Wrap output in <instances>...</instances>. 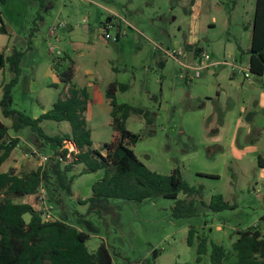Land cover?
Here are the masks:
<instances>
[{
  "label": "rangeland",
  "instance_id": "obj_1",
  "mask_svg": "<svg viewBox=\"0 0 264 264\" xmlns=\"http://www.w3.org/2000/svg\"><path fill=\"white\" fill-rule=\"evenodd\" d=\"M196 3L0 0L7 29L0 37V53L13 60L20 55L12 91L14 110L33 119L52 110L65 89L61 75L72 60L74 84L90 93L85 116L95 150L102 152L114 135L106 91L111 83L126 84L129 89L118 93V102L146 109L152 118L151 124L138 115L127 121V129L142 137L133 147L137 158L164 176L179 168L190 186L203 188L206 204L222 195L234 207L214 212L200 205L197 216L175 218V201L159 197L141 203L111 199L92 210L87 201L94 184L104 178L103 171L83 174L84 165L77 166L66 174L71 193L49 176L43 193L48 201H60L54 216H66L69 224L87 233L91 253L106 243L113 264H211L210 251L198 263V240L192 247L188 244L191 228L197 237L205 236L209 244H221L230 253L239 231L257 227L264 237V169L258 166V158H264V112L257 110L264 92H257L261 84L254 77L245 78L249 56L239 50L251 47L247 2L204 0L200 8ZM116 15L124 16L128 25ZM110 18L115 22L113 38L120 30L127 33L118 42L103 39ZM193 37L198 44L190 45ZM180 50L185 52L180 61L169 55ZM204 51L213 63L189 83L181 74L195 71L182 64L196 66ZM13 68L8 62L0 70V85L16 77ZM2 98L0 89V102ZM249 115L253 121L247 131ZM0 120L10 127V135H19L42 156L51 157L43 165L51 167L54 152L44 139L29 128L13 130V121L4 117L1 106ZM41 128L50 137L72 131L68 122L50 120ZM25 219L30 221V215Z\"/></svg>",
  "mask_w": 264,
  "mask_h": 264
},
{
  "label": "trees",
  "instance_id": "obj_2",
  "mask_svg": "<svg viewBox=\"0 0 264 264\" xmlns=\"http://www.w3.org/2000/svg\"><path fill=\"white\" fill-rule=\"evenodd\" d=\"M252 26L249 71L255 79L263 80L264 0L256 2ZM0 34H7L4 25L0 27ZM18 57L20 55L13 60L4 52L0 53V70L8 62H12L16 74L9 84L3 86V98L0 102L2 113L5 118L13 121L12 129L17 133L29 128L44 139L54 152V157L53 164L48 169V165L40 166L24 174H18L15 170L7 173L0 170V264H113V257L106 243L103 242L95 253H91L87 247L90 236L69 224L66 216L45 221L42 213L34 206L14 201L40 194L46 179L52 175L57 178L62 189L71 193L66 174L79 165H84L83 174L104 172V178L94 184L93 195L87 201L92 205V210L111 199L141 203L159 197L175 201L172 210L175 218L197 216L200 205L214 212L234 208L222 195H214L211 203L206 204L202 200L203 188L190 186L179 168L164 176L150 170L137 158L133 147L142 137L127 129V121L132 115H138L151 124L152 118L150 111L146 109L118 102V93L129 89L126 84L111 83L106 91L111 106L114 135L110 143L103 145L102 152L94 149L92 131L85 116L90 93L88 89L74 84L76 69L72 60L61 75L65 89L52 110L37 119L14 110L12 91L18 82ZM46 120L68 122L72 128L71 134L62 137L47 136L41 128V123ZM68 141H72L80 152L73 155L71 161L61 162L58 158L65 159L68 151L64 147ZM20 144L21 139L12 138L10 127L0 120V169ZM258 166L264 169V158H258ZM181 195H184L183 199L180 198ZM59 203L60 201L56 202ZM26 215H30V221L25 219ZM237 235L239 237L231 253L221 244H209L205 236L197 237L194 228L189 231L188 244L192 247L195 239L198 240V263L210 251L211 264H264V237L261 231L257 227H251L239 231Z\"/></svg>",
  "mask_w": 264,
  "mask_h": 264
},
{
  "label": "crops",
  "instance_id": "obj_3",
  "mask_svg": "<svg viewBox=\"0 0 264 264\" xmlns=\"http://www.w3.org/2000/svg\"><path fill=\"white\" fill-rule=\"evenodd\" d=\"M196 1H197V3H196L197 7L200 8V7L203 6L204 0H196ZM246 2H247V6H245V9L249 10L248 15H250L249 18H248L249 19V23H248L249 27H247V28L250 29L249 33H250L251 46H252V32H253L252 31L253 30L252 23H253V20H254V14H255V10H256V2H257V0H246ZM115 17H117L120 20V22L128 25L127 19L124 18V16L116 15ZM2 25H4V23H3L2 15L0 13V27ZM85 28H88V26H85ZM246 34H248V33H246ZM2 36H5V35L4 34H0V37H2ZM197 41H198V38L197 37H193L191 39L190 45L191 44H193V45L198 44V43H196ZM241 45H242V43H241ZM6 49H8V46H6ZM250 49H251V47H250ZM250 49L245 51L243 47H241V46L239 47V50H240L241 54L242 55L243 54H247L249 56V60H250V55H249ZM256 81H257V84H261V85H257V92H259V91L264 92V89L262 88V87H264V80L256 79ZM3 86L4 85L1 84L0 85V89H3ZM109 105H110V102H109ZM257 110H262L264 112V95H262L261 101L257 100ZM241 117H242V114H241ZM247 119L249 120V122L246 123V129H247V131H250V127H251L250 123H251V121H253V116L249 115L247 117ZM258 120H259V115H257V123H258ZM258 130H262V128L259 127ZM10 136L12 138L19 137L21 139V144L13 151L11 157L2 165V167L0 169L1 172L7 173L10 170H15L16 173H18V174H24V173H28V172H31L33 170L38 169L40 166H43V164L45 165V163H41L39 158H36L37 160L33 161L32 158L27 157L26 154L23 153V151L25 150V151H27L25 153H34L35 152L38 155H41L42 153L40 151L36 150L32 145H30L27 142H25L24 138L20 137L19 135H17V136L10 135ZM19 150H20V152H19ZM28 167H30V168H29V171L27 172L26 168H28ZM42 190L44 191V186L41 189V191ZM20 200L23 203H29L30 205L34 206L38 210L37 195L29 196V197H26V198L20 199ZM56 206H57V204H55V208H56ZM55 219L57 220V219H60V218L55 217ZM27 221H29V220H27Z\"/></svg>",
  "mask_w": 264,
  "mask_h": 264
},
{
  "label": "built area",
  "instance_id": "obj_4",
  "mask_svg": "<svg viewBox=\"0 0 264 264\" xmlns=\"http://www.w3.org/2000/svg\"><path fill=\"white\" fill-rule=\"evenodd\" d=\"M114 27H115L114 20L111 18L107 19V21L104 24V29H105V33H106L105 36L103 37L104 40H106V41H113L114 40L117 42L118 39L127 35L126 31L122 32L120 30L116 34L115 38H113L110 31ZM169 55L180 61V58L185 56V52H183L182 50L174 51L172 53H169ZM211 63H213V62H212L210 55L204 51L201 54V58L197 61L196 66L191 67L185 63L182 64L183 67L186 68V70H193V71H195V73L192 75L191 72H188V71L182 72L181 77L183 79L187 80L189 83H192L193 80L200 77V71L204 68H209ZM243 72H244V76L246 79L253 77L249 71V66L247 67L246 71H243ZM263 80H264V78H263ZM64 149L68 151L65 159L57 157L59 159V161H61V162L71 161L73 155H77L80 152L72 141H68L67 144L65 145ZM25 154L27 157H30V158H32V157L39 158L41 163H45V164L51 158V157L47 158V157H44L42 155H38L35 152L34 153H25ZM37 202H38V211H40L42 213V217L45 221L56 220L55 216L53 214V210L55 209V204L48 201V199L46 198V195L43 193V190L40 192V194L37 195Z\"/></svg>",
  "mask_w": 264,
  "mask_h": 264
},
{
  "label": "water",
  "instance_id": "obj_5",
  "mask_svg": "<svg viewBox=\"0 0 264 264\" xmlns=\"http://www.w3.org/2000/svg\"><path fill=\"white\" fill-rule=\"evenodd\" d=\"M104 39V38H103Z\"/></svg>",
  "mask_w": 264,
  "mask_h": 264
}]
</instances>
